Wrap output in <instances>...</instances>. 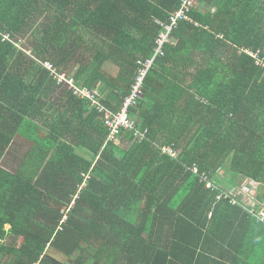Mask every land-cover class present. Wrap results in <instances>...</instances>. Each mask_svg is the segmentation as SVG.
I'll return each mask as SVG.
<instances>
[{
    "label": "trees",
    "instance_id": "16d2710c",
    "mask_svg": "<svg viewBox=\"0 0 264 264\" xmlns=\"http://www.w3.org/2000/svg\"><path fill=\"white\" fill-rule=\"evenodd\" d=\"M181 2L0 0L11 37L0 36V264H202L220 228L237 235L239 220L256 224L264 248V223L216 203L191 171L264 185V70L247 52L264 58V0H194L131 108L143 141L126 130L107 141L90 99L38 61L118 110L138 60L155 54L157 21Z\"/></svg>",
    "mask_w": 264,
    "mask_h": 264
},
{
    "label": "built area",
    "instance_id": "2783aa9c",
    "mask_svg": "<svg viewBox=\"0 0 264 264\" xmlns=\"http://www.w3.org/2000/svg\"><path fill=\"white\" fill-rule=\"evenodd\" d=\"M194 5V0H182L181 6L178 11L173 12L170 17V21L167 23L161 24L163 30L160 32L159 37L156 41L155 54L151 59H140L137 62V77L135 82L132 84V91L129 95H125L122 97L119 109L112 110L105 105L102 100L105 97V94L100 92L97 88H87L81 87L76 83L73 77L68 76L66 72H59L56 70L54 65L49 62H42L38 60L46 69L51 71L52 76L57 81L59 86H62L69 91H71L74 95L81 98H88L93 103V105L100 111L102 114V118L105 123V127L107 128L108 137L107 141L109 142H117V137L122 130L133 132L135 137L143 141L147 139L148 130H140L138 129V124L135 119L131 117V108L134 107L139 99V97L143 93V85L144 82L153 68L155 61L158 57H163L165 55L164 48L167 44L172 42L171 34L175 27L178 24V20L186 19L189 20L187 12L189 8ZM0 36L3 38V41H11L10 33L6 31L0 30ZM16 46L19 48L21 44L16 43ZM247 51V50H245ZM249 52L250 56L255 60L256 66L264 70V58L260 57L259 53ZM31 54V52H28ZM162 153L168 155L170 158H178L180 152L176 150L173 146H165L162 147ZM194 175H196L200 182L205 184L206 189L211 190L217 193V202L221 201H229L232 205H239L249 214L256 217L257 221L264 223V198L259 197V193L256 194H247L246 190H248L246 185H255L254 187L259 186V183L245 180L244 186L236 185L231 189H227L223 186L222 183L218 182V180H211L209 176L206 174H200L198 167H193L191 169ZM238 194V197H237ZM212 213H210L211 215Z\"/></svg>",
    "mask_w": 264,
    "mask_h": 264
},
{
    "label": "crops",
    "instance_id": "0c3cea01",
    "mask_svg": "<svg viewBox=\"0 0 264 264\" xmlns=\"http://www.w3.org/2000/svg\"><path fill=\"white\" fill-rule=\"evenodd\" d=\"M239 183H241L240 179L234 182L229 181L228 184L224 183V185L232 188V185L236 186ZM254 186L252 184L246 185L245 187L248 189L246 193L251 195L264 192L263 185ZM181 197L179 198L178 196L176 198L174 201L175 205L181 201L183 198ZM242 210L247 212L243 208ZM254 225L256 226L255 223L249 220H246L244 223L240 220L237 221L235 223L237 235L233 233L227 234L228 231H225V228L221 227L220 235L215 237V242L211 245L208 244L202 264H264V248L260 251L259 235L253 231Z\"/></svg>",
    "mask_w": 264,
    "mask_h": 264
},
{
    "label": "rangeland",
    "instance_id": "374dc122",
    "mask_svg": "<svg viewBox=\"0 0 264 264\" xmlns=\"http://www.w3.org/2000/svg\"><path fill=\"white\" fill-rule=\"evenodd\" d=\"M112 76H116L117 75V67H114L111 63H108L106 65V68H105ZM21 143H17L13 146V150L10 149L11 153L9 154L8 156V160L12 163L14 160H15V163H16V159L18 157H22L24 155V151L21 149ZM15 152L16 153V158L14 159L12 153ZM5 165H8L7 161L4 162ZM14 166L16 165H11L10 167L8 168H11L13 169ZM218 177L222 178V177H226L227 179H232V176L229 174V172L227 173L226 170H221L220 173H218ZM244 181V180H243ZM243 181L240 180L241 183H244ZM239 183V186H244L245 184H241ZM50 251L54 252L53 249H50ZM56 253V252H55ZM57 256L60 258L61 261H67L68 260V257H66L65 255H62L60 253L57 254Z\"/></svg>",
    "mask_w": 264,
    "mask_h": 264
},
{
    "label": "clouds",
    "instance_id": "9594fccd",
    "mask_svg": "<svg viewBox=\"0 0 264 264\" xmlns=\"http://www.w3.org/2000/svg\"><path fill=\"white\" fill-rule=\"evenodd\" d=\"M245 50H241L240 52H241V54H243V52H244ZM254 53H256V52H254ZM251 57V56H250ZM252 58V57H251ZM253 59V58H252ZM254 60V59H253ZM254 62H255V60H254ZM255 65H256V63H255ZM221 172V170L220 171H218L217 172V174L216 175H213L212 177H210V179L211 180H218V182H220V183H222L223 184V186L225 187V188H227V189H231V188H228L227 186H225L224 185V183H226V184H228L229 183V181H232V179H227L226 177H222V178H220V177H218V173H220ZM198 178V177H197ZM89 179V176L86 178V180H88ZM199 179V178H198ZM239 180V179H238ZM240 180L241 181H245V180H250V179H248V178H240ZM243 181V182H244ZM250 181H254V180H250ZM255 182V181H254ZM200 184H203L202 182H200ZM234 184V183H233ZM203 185H205V184H203ZM237 185H239V184H237ZM264 186V185H263ZM232 187H234V185H232ZM206 188V187H205ZM211 191V190H210ZM213 192V191H212ZM216 193V197H217V191L215 192ZM260 194V193H259ZM217 200V199H216ZM221 202H223V201H221ZM225 202H229V201H225ZM216 203H217V201H216ZM230 203V202H229ZM211 213V212H210Z\"/></svg>",
    "mask_w": 264,
    "mask_h": 264
}]
</instances>
